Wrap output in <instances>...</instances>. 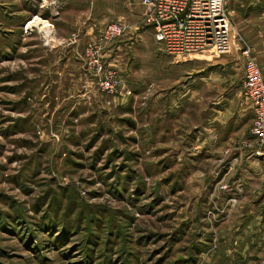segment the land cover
<instances>
[{
	"label": "rangeland",
	"instance_id": "rangeland-1",
	"mask_svg": "<svg viewBox=\"0 0 264 264\" xmlns=\"http://www.w3.org/2000/svg\"><path fill=\"white\" fill-rule=\"evenodd\" d=\"M126 1L0 0V264H259L264 170L221 181L240 158L264 167L239 50L264 78V38L226 0L232 51L174 57Z\"/></svg>",
	"mask_w": 264,
	"mask_h": 264
},
{
	"label": "built area",
	"instance_id": "built-area-1",
	"mask_svg": "<svg viewBox=\"0 0 264 264\" xmlns=\"http://www.w3.org/2000/svg\"><path fill=\"white\" fill-rule=\"evenodd\" d=\"M145 7L143 24L150 26L156 43L171 56L202 54H229L233 49L231 22L226 10V0H140ZM125 30L122 22H110L104 26L95 51L102 45L112 44ZM243 62L241 87L245 99L254 113L251 135L259 153L264 146V78L248 47L240 49ZM97 75L103 67L99 60L91 62ZM99 86L112 93L114 84L101 80ZM226 188L222 187V189ZM259 264H264V251Z\"/></svg>",
	"mask_w": 264,
	"mask_h": 264
},
{
	"label": "crops",
	"instance_id": "crops-1",
	"mask_svg": "<svg viewBox=\"0 0 264 264\" xmlns=\"http://www.w3.org/2000/svg\"><path fill=\"white\" fill-rule=\"evenodd\" d=\"M136 1L139 2V4L136 3V5H138L136 12H140L142 17L145 7L141 5L140 0ZM17 2L18 0H10L9 5L17 4ZM243 3L244 5H240L241 8L244 7V11L241 10L242 14H239L238 12L233 14V11L231 12L233 25L237 28H241L240 26H242L243 29L241 28L240 31L242 32V35L249 41L260 40V38L263 39L264 33L262 27L264 26V0H247V2L243 0ZM125 4L129 5V0H127ZM242 15L243 18L241 19ZM227 138L231 139L232 135H229ZM223 158L227 159L228 157L223 156ZM247 158H249L250 161H248L249 159L246 160ZM247 158H240L236 162H232L227 168L226 172L223 174V180L221 183L229 182V180L240 182L243 185H246L249 181L257 182L255 174L261 169L264 170V167L262 164L260 165V162L257 160L251 161L253 158ZM263 176H259V179L264 180ZM224 184L227 185V183ZM253 185L255 184H249V186ZM250 200H252L251 195Z\"/></svg>",
	"mask_w": 264,
	"mask_h": 264
},
{
	"label": "bare ground",
	"instance_id": "bare-ground-1",
	"mask_svg": "<svg viewBox=\"0 0 264 264\" xmlns=\"http://www.w3.org/2000/svg\"><path fill=\"white\" fill-rule=\"evenodd\" d=\"M39 23H41L42 27H41V30H44V32L46 33V35H50V30L49 29V25L46 23V22H41V20H39L38 18H35L31 23L30 25H38ZM48 28V29H47Z\"/></svg>",
	"mask_w": 264,
	"mask_h": 264
}]
</instances>
